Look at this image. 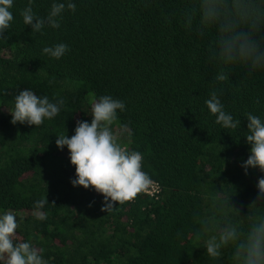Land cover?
<instances>
[{"label":"trees","instance_id":"16d2710c","mask_svg":"<svg viewBox=\"0 0 264 264\" xmlns=\"http://www.w3.org/2000/svg\"><path fill=\"white\" fill-rule=\"evenodd\" d=\"M54 2L66 0H33V10L44 17ZM72 2L76 11H64L60 27L45 26L41 35L23 23L28 0H13L8 39L0 40V214L16 215L18 238L41 249L47 264H233L231 247L219 261L207 256L193 210L207 208L215 188L235 187L231 201L241 215L255 198L264 174L250 168L245 175L240 164L250 154L245 114L264 119V71L243 76L237 67L216 83L208 40L181 26L186 0ZM59 43L69 48L59 60L42 53ZM214 87L225 111L240 119L237 130L221 129L209 113ZM26 88L63 98L60 114L39 127L10 123L14 97ZM104 95L124 102L113 128L127 126L120 143L142 154V170L162 186L158 200L140 194L105 209L102 194L71 185L75 166L55 140L65 129L71 137L76 120L90 122ZM45 195L40 221L34 203Z\"/></svg>","mask_w":264,"mask_h":264},{"label":"clouds","instance_id":"9594fccd","mask_svg":"<svg viewBox=\"0 0 264 264\" xmlns=\"http://www.w3.org/2000/svg\"><path fill=\"white\" fill-rule=\"evenodd\" d=\"M12 7L13 0H0V40L8 39L4 33L14 19ZM66 10L74 13L76 4L72 0L54 2L47 15L41 17L33 10V0H28L20 14L31 32L42 35L45 26L60 27ZM178 15L186 32L208 40L207 60L219 68L213 78L216 83L227 82L237 67L243 76L264 71V0H186ZM172 18L166 16L165 20L170 23ZM68 51V45L64 43L42 49L43 54L57 60ZM220 95L222 89L214 87L205 100L206 107L221 129L237 130L241 121L225 111ZM64 103L63 98L53 101L47 95L35 94L30 88L19 90L14 97L13 110L8 111L10 123L39 127L46 119L57 117ZM255 103H259V99ZM124 110L123 101L109 95L101 96L91 106L90 122L76 120L71 137L66 135L65 129L55 140L59 150L67 147L70 164L75 166L71 185L91 188L102 194L105 209L134 201L138 195L149 193L154 184L142 170V154L129 151L120 143L127 126L122 125L119 130L113 128L118 121V111ZM245 118L247 130L244 136L250 145V154L240 166L245 175L250 168L264 174V119L251 112L246 113ZM256 188L257 194L248 203L244 215L231 201L236 194L235 187L231 192L215 188L210 205L203 210H193V218L202 229L196 233V239L200 241L206 237L203 248L210 259L219 261L223 249L231 247L233 264H264V175L257 178ZM49 203L46 195L35 201V219H47L43 209ZM19 227L13 212L0 214V261L4 264H47L41 249L18 238Z\"/></svg>","mask_w":264,"mask_h":264},{"label":"built area","instance_id":"2783aa9c","mask_svg":"<svg viewBox=\"0 0 264 264\" xmlns=\"http://www.w3.org/2000/svg\"><path fill=\"white\" fill-rule=\"evenodd\" d=\"M151 179L154 182L152 189L150 190L149 193H142V194L147 196L150 199L158 200L161 196V193H162V186H161L160 182L157 181L156 179H153V178H151Z\"/></svg>","mask_w":264,"mask_h":264}]
</instances>
